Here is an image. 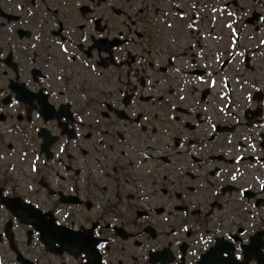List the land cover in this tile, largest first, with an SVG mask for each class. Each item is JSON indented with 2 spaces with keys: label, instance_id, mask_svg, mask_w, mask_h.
Instances as JSON below:
<instances>
[{
  "label": "flooded vegetation",
  "instance_id": "1",
  "mask_svg": "<svg viewBox=\"0 0 264 264\" xmlns=\"http://www.w3.org/2000/svg\"><path fill=\"white\" fill-rule=\"evenodd\" d=\"M262 42L264 0H0V264H264Z\"/></svg>",
  "mask_w": 264,
  "mask_h": 264
},
{
  "label": "snow or ice",
  "instance_id": "2",
  "mask_svg": "<svg viewBox=\"0 0 264 264\" xmlns=\"http://www.w3.org/2000/svg\"><path fill=\"white\" fill-rule=\"evenodd\" d=\"M262 43H264V42H262ZM33 170L35 171V168Z\"/></svg>",
  "mask_w": 264,
  "mask_h": 264
}]
</instances>
